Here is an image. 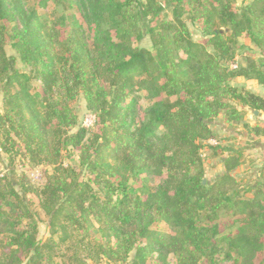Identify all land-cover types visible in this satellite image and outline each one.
Segmentation results:
<instances>
[{
	"label": "trees",
	"instance_id": "trees-1",
	"mask_svg": "<svg viewBox=\"0 0 264 264\" xmlns=\"http://www.w3.org/2000/svg\"><path fill=\"white\" fill-rule=\"evenodd\" d=\"M23 1L0 0V162L5 155L11 167L0 176V264H53L55 243L38 239L29 195L61 242L68 230L84 233L73 236L84 257L74 252L61 264H121L130 255V264L263 262L264 173L243 199L231 176L240 151L211 147L223 167L211 184L201 149L220 117L264 114L263 98L233 86L242 78L264 88V0L240 11L235 0H195L200 42L180 19L182 0L159 32L148 26L161 13L154 0H36L41 11L51 3L49 13L27 12ZM150 16L152 50L134 47ZM239 39L261 56L230 71ZM9 44L29 72L6 54ZM79 95L96 117L91 132H71ZM68 149L78 167L63 164ZM16 163L50 170L30 186L29 176L10 178ZM229 216L235 229L225 233Z\"/></svg>",
	"mask_w": 264,
	"mask_h": 264
},
{
	"label": "rangeland",
	"instance_id": "rangeland-1",
	"mask_svg": "<svg viewBox=\"0 0 264 264\" xmlns=\"http://www.w3.org/2000/svg\"><path fill=\"white\" fill-rule=\"evenodd\" d=\"M145 3V0H141ZM155 6H159L161 8V13L159 17L156 19V22H150L148 26L150 28H154L156 32H159L158 25H160L163 21H173V12L171 10V5L175 6L174 0H154ZM253 0H235V8L237 10H241L244 8V6L251 3ZM196 1L195 0H182V3L179 5L181 16L180 19L184 21L188 32L191 36V39L195 42H200L203 40V32L202 25L200 22H197V19L199 16H201V12L197 7H195ZM205 4V2H204ZM24 9L27 12L32 11L33 9H36L39 13L46 12L49 13L53 9V5L51 3H48L45 10L41 11L37 7L36 0H25L23 1ZM146 18L143 23L140 24L141 30L143 32V38L140 42L134 43V47L144 48L147 50H152L151 41L148 38V35L146 34V29L144 27V24L149 20ZM17 25L18 21L14 20L13 25ZM157 25V26H156ZM239 45L236 46V60L239 64L245 63L246 59L249 57L254 58L255 60L260 59V51L254 50L252 47H248L246 45H243L242 41L238 40ZM252 46V45H251ZM5 52L8 56H15L17 59V55L11 48L10 44L5 46ZM210 51V50H209ZM225 68L227 64L224 65ZM17 68L20 72H29L30 68L23 65L20 60L18 59ZM235 85V82L233 83V86ZM238 89V92L240 90H243L240 86H236ZM74 113L76 115V126L71 130L72 133L76 132L78 128L81 127V122L84 118V116L88 114H93L92 111L88 110L86 108V103L82 95H79L76 100L71 104ZM140 105L142 107H146L148 105L147 100L145 99V94L140 93ZM235 106L241 111V108L238 107V105L235 103ZM0 112H3L2 108V95L0 93ZM243 112V111H242ZM247 126V127H246ZM258 127L259 129V135L254 136L252 133V128ZM91 129V128H90ZM90 129H87L88 132ZM211 132L212 137L216 138L219 142L220 149L222 150H228L229 152H226L224 156L229 155L230 153L234 151H240L241 153V164L232 172L231 176L235 179L236 185L238 188L239 196L243 199H248L252 197L253 189L252 187L254 184L261 180V175L264 173V115L262 114V117L258 119H255L251 114L244 115V120L240 122H231V123H224V121L221 119H217L215 121V124L211 126ZM201 156L202 160L205 164V180L208 183H213L218 176H220L223 173V167L220 164V157H212V150L211 147L203 146L201 149ZM2 159L0 162V176L3 174H9L11 171V167L8 165V157L5 155H1ZM77 152L73 149H68L63 156H62V162L63 164L67 166H76L78 167L79 161L77 159ZM19 163H16L15 165V171H14V177H10L12 179H17L21 174L26 175L27 179L28 176L34 171L37 170L41 175L42 178L45 176V172L49 171V168L40 167L37 169H31L28 167H19ZM12 175V176H13ZM28 182V181H27ZM157 182L154 180V182H151L152 185H155ZM29 184L30 186H35V181H32V179L29 177ZM18 190V189H17ZM101 196V194H100ZM27 203L30 205V209L34 213L36 220H37V227H38V239L41 241H48L52 240L54 241V247L52 248V258H53V264H61L62 262L68 263V258L72 256V254L75 252L80 258L84 257V253L81 252V249L79 247H76V241L73 236L77 235L78 238H81L84 233L81 232H75L68 230V238L65 239V241L61 242V232L56 230V233L50 234L49 229L47 227L48 225V217L44 215V213L40 210L37 203V198L33 195H29L26 198ZM225 219V218H224ZM223 219V220H224ZM232 218L229 216L227 220L224 221V229L225 233L230 232L235 229L234 226L231 225ZM159 231L164 232L163 226H158L157 224L154 226ZM76 237V239H77ZM99 238V237H97ZM263 262L258 264H264V255L261 258ZM131 255L128 258V260L125 263L121 264H130ZM169 260L172 262L173 259L169 257ZM82 264H94L92 261H84ZM99 264H112L108 263L106 260H103ZM148 264H153L151 260H148Z\"/></svg>",
	"mask_w": 264,
	"mask_h": 264
},
{
	"label": "built area",
	"instance_id": "built-area-1",
	"mask_svg": "<svg viewBox=\"0 0 264 264\" xmlns=\"http://www.w3.org/2000/svg\"><path fill=\"white\" fill-rule=\"evenodd\" d=\"M226 67L230 71H235L239 67V63L237 61H233V62L228 63ZM95 121H96L95 115L88 114V115L84 116V118L81 122V127L83 129H86V130L93 128V126L95 125ZM218 145H219V142L217 141L216 138H213V137L204 141V146H207V147H216ZM29 177L32 179V181H35L36 185L40 184V182L43 179L42 175L37 170H34L30 174Z\"/></svg>",
	"mask_w": 264,
	"mask_h": 264
},
{
	"label": "crops",
	"instance_id": "crops-1",
	"mask_svg": "<svg viewBox=\"0 0 264 264\" xmlns=\"http://www.w3.org/2000/svg\"><path fill=\"white\" fill-rule=\"evenodd\" d=\"M243 45H246L248 47H252L254 50H257L251 43L248 39H244V40H241ZM252 45V46H251ZM244 64V63H242ZM235 87L236 86H240L241 88H243L244 90L246 91H250L258 96H260L261 98L264 99V88L257 84L255 81L253 80H245V79H242V78H239L236 80L235 82ZM247 115L251 114V116H253L255 119H258L260 117H262V113H259L257 115H254V111H250V110H247ZM264 115V114H263Z\"/></svg>",
	"mask_w": 264,
	"mask_h": 264
},
{
	"label": "water",
	"instance_id": "water-1",
	"mask_svg": "<svg viewBox=\"0 0 264 264\" xmlns=\"http://www.w3.org/2000/svg\"><path fill=\"white\" fill-rule=\"evenodd\" d=\"M258 114V112L257 111H254V115H257Z\"/></svg>",
	"mask_w": 264,
	"mask_h": 264
}]
</instances>
